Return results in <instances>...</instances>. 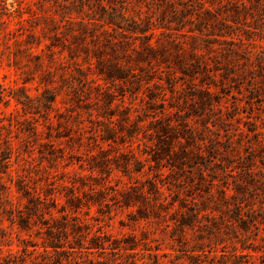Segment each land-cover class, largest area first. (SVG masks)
Instances as JSON below:
<instances>
[{
	"label": "rangeland",
	"instance_id": "rangeland-1",
	"mask_svg": "<svg viewBox=\"0 0 264 264\" xmlns=\"http://www.w3.org/2000/svg\"><path fill=\"white\" fill-rule=\"evenodd\" d=\"M171 130L230 185L264 166V0H0V264H264L261 228L188 251L175 219L220 183Z\"/></svg>",
	"mask_w": 264,
	"mask_h": 264
},
{
	"label": "trees",
	"instance_id": "trees-1",
	"mask_svg": "<svg viewBox=\"0 0 264 264\" xmlns=\"http://www.w3.org/2000/svg\"><path fill=\"white\" fill-rule=\"evenodd\" d=\"M206 15L209 16L210 14L206 13ZM201 27L199 24L195 29L200 30ZM144 54L154 58L158 55L156 50L149 49L144 50L142 53H137V57L141 58ZM178 62L181 61L177 60V64L179 65ZM192 67H198V64ZM192 72H195L194 69ZM260 73L262 74V72ZM203 75H206L205 71L202 72V77H204ZM126 76L123 68L112 66L109 68L106 77L126 81ZM205 83L215 85L211 81ZM257 90L256 88L255 91L257 92ZM195 98L198 100L195 103L197 104V115H203L206 111L210 115L211 113L209 111H212L214 101L217 100H214L211 94L203 91L195 95ZM197 112L193 111V114L195 115ZM207 122L208 120L204 121L203 126L205 124L207 125ZM154 129L161 133H168L170 131L166 125L154 127ZM204 129L207 131V128ZM182 130L185 131V128H182ZM200 132L202 133L203 131L200 130ZM176 133L178 134V132L171 130L170 139L183 137L185 143L180 147L178 152L174 153L171 165L176 167L178 171H181L188 162L194 163L198 169L196 175H199L198 182L200 184L205 182L206 176H209V180L213 182L217 178L220 183L216 194L212 192L211 185L207 183L208 185L205 186V190H202L205 192V197L199 199L197 207L189 208L187 213L185 212L184 215L181 214L175 219L176 228L181 233H184L188 229L197 231L195 246L188 251L198 255L205 251L206 243H212L214 240L219 242L223 235H228L229 232L237 234L238 231H247L251 228H261L264 230V166L259 170H254L253 168L246 167V164L243 165L244 168L242 171L237 172L234 184L230 185L225 175V165L231 164L228 158L219 156L220 154L216 152L215 147L207 146L206 157L208 159L201 162L198 160L199 157H202L200 156L201 153L193 152V150H199L193 142L195 141L197 143L199 139L205 142L207 139L198 137L196 131L189 133V135L186 132L178 135ZM213 153L219 158L213 156ZM209 158H212L214 161L212 162ZM215 160H219L220 163L215 165ZM199 163H201L200 166ZM246 163H248V160H246ZM249 189L250 191L248 192L247 190ZM139 216L142 217V214H139ZM93 243L95 247L98 246L95 240H93ZM193 264H200V261H195Z\"/></svg>",
	"mask_w": 264,
	"mask_h": 264
}]
</instances>
